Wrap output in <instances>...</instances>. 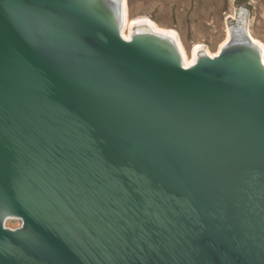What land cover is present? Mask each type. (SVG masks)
<instances>
[{
    "label": "water",
    "instance_id": "95a60500",
    "mask_svg": "<svg viewBox=\"0 0 264 264\" xmlns=\"http://www.w3.org/2000/svg\"><path fill=\"white\" fill-rule=\"evenodd\" d=\"M22 10L62 21L84 55L45 44ZM235 53L185 68L73 0H0V200L22 222L0 219V242L24 253L0 245V264H264V78L228 69ZM28 170L56 180L50 220L22 198L24 178L49 195Z\"/></svg>",
    "mask_w": 264,
    "mask_h": 264
},
{
    "label": "bare ground",
    "instance_id": "6f19581e",
    "mask_svg": "<svg viewBox=\"0 0 264 264\" xmlns=\"http://www.w3.org/2000/svg\"><path fill=\"white\" fill-rule=\"evenodd\" d=\"M73 1L80 8L99 16L114 30H116L125 40H139L142 43L168 56L185 68L193 66L199 61L205 59H213L219 56V54L224 49L232 48L233 50L237 51V53H235L231 58H227L225 60L224 65L228 69L233 70L245 77L260 79L264 78V43L262 40L256 37L252 33L251 29L246 25L233 28L228 27L225 38L215 51H212L209 49V47H207L205 44H202L201 42H195L190 48H188L176 30L163 27L156 20H153L148 16L132 17L130 0ZM19 16L26 27L35 32L37 36L45 42V44L58 47L61 49V52H65L68 51L67 49H73L77 47L80 49V55H84L81 45H79V41L73 30L65 25L62 21L54 17L47 16L41 12L29 10L20 11ZM77 54L78 53H76V55ZM54 109L56 112H58L56 108ZM195 142L196 143L194 145L199 150V152L203 154L205 159L215 160L216 162L222 160L220 157L223 152H220V145H222L220 142H212V140L209 139H203L200 141L196 140ZM84 144L86 143L84 142ZM222 147L226 149L227 144H224ZM33 157L36 160L38 169L41 170L48 167L50 168L49 171L53 177L62 180L59 174L56 173L57 167L62 168L61 163L54 162L55 164H51L49 166L46 165L43 160L42 153H39L36 156L34 155ZM231 160L237 159L234 158ZM32 171L35 172V170H28V174L31 175L30 173H32ZM238 171L239 173H237V177L235 179L232 180L231 177H228L233 183L232 187H235V185L242 181L240 177V170ZM36 175L37 179L35 180H37L44 189L46 187L45 190L49 195L46 196L38 192L40 195V199H38L36 195H34L33 191L30 190L32 188V184L28 182L27 178H24V180L19 183L21 195L24 199V202L31 206L32 211L45 220H50L49 213H45L42 209V206L48 203L49 197L58 201L62 205L64 204L60 197L53 194V192L50 193L49 190L47 191V189H49L47 186H49L52 182L55 183L56 180H54V178L50 175L48 176L49 178L41 176V174L38 172ZM80 201L83 202V205L87 209L89 204H91L87 198H82ZM36 206L41 209L37 211ZM6 207L7 206L4 204V202L0 200V219L3 220L5 228L10 230H16L20 228L22 224L21 219L18 216L12 214L10 211L6 210ZM73 217L75 216L73 215ZM14 220L20 221V225H12L10 222ZM18 235L29 243H37L35 237L27 228L21 229ZM0 245L9 251L16 250L17 252L24 254L20 249L12 246L7 240L0 242Z\"/></svg>",
    "mask_w": 264,
    "mask_h": 264
},
{
    "label": "rangeland",
    "instance_id": "374dc122",
    "mask_svg": "<svg viewBox=\"0 0 264 264\" xmlns=\"http://www.w3.org/2000/svg\"><path fill=\"white\" fill-rule=\"evenodd\" d=\"M130 6L132 17L148 16L176 30L188 48L201 42L215 51L227 28L241 25L264 43V0H130Z\"/></svg>",
    "mask_w": 264,
    "mask_h": 264
}]
</instances>
